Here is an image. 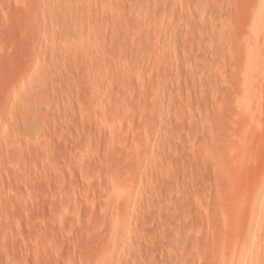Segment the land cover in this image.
I'll return each mask as SVG.
<instances>
[{
	"label": "rangeland",
	"instance_id": "1",
	"mask_svg": "<svg viewBox=\"0 0 264 264\" xmlns=\"http://www.w3.org/2000/svg\"><path fill=\"white\" fill-rule=\"evenodd\" d=\"M258 200L264 0H0V264H264Z\"/></svg>",
	"mask_w": 264,
	"mask_h": 264
},
{
	"label": "bare ground",
	"instance_id": "2",
	"mask_svg": "<svg viewBox=\"0 0 264 264\" xmlns=\"http://www.w3.org/2000/svg\"><path fill=\"white\" fill-rule=\"evenodd\" d=\"M258 201H259V200H258ZM258 201H255V202L257 203ZM259 203H260V204H264V200H260ZM261 210H264V208H262ZM239 257H241V255H239Z\"/></svg>",
	"mask_w": 264,
	"mask_h": 264
}]
</instances>
